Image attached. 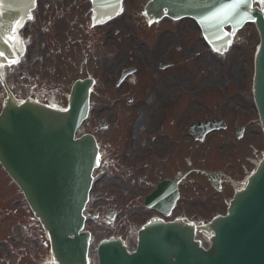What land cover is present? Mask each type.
Instances as JSON below:
<instances>
[{
    "label": "rangeland",
    "instance_id": "rangeland-1",
    "mask_svg": "<svg viewBox=\"0 0 264 264\" xmlns=\"http://www.w3.org/2000/svg\"><path fill=\"white\" fill-rule=\"evenodd\" d=\"M139 3L140 0H125L127 8L114 20L115 24L119 27L123 25L122 20L128 22L129 18L125 14L130 7ZM190 21L191 31L184 27ZM175 23L179 27L180 49L191 47V55L182 57L183 51L180 50L179 67L176 72L180 87L178 86V93L174 99L175 102H179L178 110L173 111V115L169 117L171 121L165 123L157 135L156 132L152 133L151 127L161 111L158 107L145 108L136 100L140 97L141 89L152 85L153 82L149 78L144 77L147 84L142 83L141 86L138 85L139 87H133L125 81L119 86H114L115 77L110 79L114 73L113 67L109 70L101 68L94 74L96 84L90 95L88 116L83 124V131L92 133L97 139L101 153L100 164L93 173L92 188L85 208V228L91 234L89 258L92 264H95V246L101 238L119 235L131 250L136 242V227H140L149 216L154 214L160 216L142 206L144 195L153 188L159 173L175 175L178 170L200 166L203 161L205 166L208 165L223 173L224 182L221 183V189L215 190L202 175L191 172V183L187 180L183 182L175 208L170 216L164 218H173L178 214L183 218H192L198 227L199 238L204 241L202 231L207 221L214 212L219 214L225 212L227 201L232 195L234 186L227 179L241 182L253 169L252 161L257 160L263 151L262 132L251 96L252 59L258 40L254 27L245 26L229 51L218 56L204 43L197 25L192 20L185 19ZM35 32L33 31V34ZM114 36L120 38L123 35L119 33ZM101 38L102 34L100 35L102 42ZM42 41L43 38L39 40L35 38L31 49L33 65L30 70H34L35 67L38 71V61L34 56L43 51L40 44ZM86 42L87 40L83 39L85 48ZM106 43L104 45L96 41V44L92 45V48L96 47V52L89 51L87 66H84L82 72L72 64H53V67L57 68L53 77L57 90L53 92L60 96L58 106H66L68 89L72 81L88 75L89 71L86 68L92 69L94 65V62H91L92 54H97L100 46L106 50L105 47L112 42ZM121 45L123 46V41ZM29 55L30 52L25 53L21 60L22 64L8 70H13L14 75H17L16 70L20 73L24 71L23 78L14 84L17 91L14 98L27 96L28 99L38 101L37 95H31L27 88L25 90L22 88L28 76L25 63ZM117 59L119 57L116 53L109 55L110 62ZM150 69L148 66L142 71L150 73L148 71ZM58 70H61L63 76ZM47 89L50 90L51 87ZM173 92L169 91V96L173 95ZM127 95L135 97L132 104H128ZM4 97V94L0 95V103ZM192 102L196 103L191 104ZM145 111L152 113L145 115ZM165 112L170 110L167 109ZM203 117L222 118L229 127L211 132L203 141L196 142L188 136L184 122L187 118L193 121ZM102 122L105 123L104 128L100 127ZM181 125H184L183 129ZM238 125L244 126V131L236 138L234 130ZM166 133L177 135L175 141L178 140L179 144L177 142L170 145L162 144L167 139L164 135ZM159 147L163 155L167 154L169 148V156H164L162 161L156 158ZM176 147L179 148L178 154L173 153ZM145 154H151L150 158L145 160ZM164 159L169 162L165 164ZM109 208L115 212L111 220L104 216ZM93 211L97 212L95 216L92 215ZM11 236L16 242H27L26 244H30L29 247L32 246L34 250L35 255L26 253L20 264H48L45 261L49 255V246L43 229L33 217L21 192L0 167V259L3 261L9 259L5 254ZM12 250L13 254L9 260L13 262L17 259V254L14 253V249ZM27 255L34 259L28 261Z\"/></svg>",
    "mask_w": 264,
    "mask_h": 264
},
{
    "label": "water",
    "instance_id": "water-1",
    "mask_svg": "<svg viewBox=\"0 0 264 264\" xmlns=\"http://www.w3.org/2000/svg\"><path fill=\"white\" fill-rule=\"evenodd\" d=\"M31 1L4 0L0 22L10 23L5 48L12 40V27L21 22ZM118 2L94 0L98 12L104 13L113 12ZM235 2L150 0L149 7L159 14L165 8L169 16L195 18L206 39L219 50L229 40L223 26L230 25L233 32L245 21L255 20L260 43L254 59L253 94L264 133V19L252 7V0L240 3L236 10L230 9L228 6ZM2 46L0 40L1 53L5 50ZM3 56L10 60L7 54ZM90 84L88 79L74 83L65 111L7 101L0 112V163L41 219L57 264H87L89 234L82 230V210L97 150L92 136L75 139L74 134L87 113ZM213 126V121L195 125L201 131L198 136ZM191 130L195 131L193 125ZM175 196L174 182H162L144 203L168 214ZM185 219L193 222L192 218ZM209 227L213 231L211 246L204 250L194 240V226L190 223L150 219L139 229L132 253H127L119 238L101 240L97 249L99 264H264V156L245 186L235 191L227 213L213 218Z\"/></svg>",
    "mask_w": 264,
    "mask_h": 264
},
{
    "label": "flooded vegetation",
    "instance_id": "flooded-vegetation-1",
    "mask_svg": "<svg viewBox=\"0 0 264 264\" xmlns=\"http://www.w3.org/2000/svg\"><path fill=\"white\" fill-rule=\"evenodd\" d=\"M51 10L52 16L49 18L50 21H42V13L45 11L50 12ZM86 10L88 12L89 7L88 5H85L84 0H38L36 10L23 29L22 35L25 38L26 35H29V33L33 32V30L41 33V35H45L50 53L53 52L51 46H57L58 52L61 53V56L57 57V59L66 61L67 57L64 58L62 56H65L68 50L72 52L75 51L76 45L84 35H89L92 38L97 35L96 31L92 29V23H86L84 25L83 17ZM57 25L59 26L60 32L54 33V27ZM67 32H69L70 35H66ZM63 33H65V36H63ZM138 34H140V32L135 29L133 31V35ZM51 35H53L54 38H50ZM150 39L151 41L148 43L147 41ZM128 40L130 42L126 43L127 46H125V48L131 50V53L133 54L135 51L144 50V57L140 59V62L146 67H154V69L148 71L157 73V81L154 86H147V89L151 92V96L144 99L143 101V104H146L147 106H156L158 103H160V101L150 99H153L154 96L160 92L169 90L174 91L179 86V78L176 77L178 67H175L173 62H167L171 69H166L167 71L164 74L162 73L165 70L159 69L160 65L164 62V58H162L164 55L168 56L171 54L172 56H176L179 54V27L171 26L170 28H161L158 37H129ZM69 41H72V44H69ZM28 43L30 49H32L34 46V38L30 36ZM146 51L150 52L149 59L145 57ZM187 53H191V47L188 48ZM42 58L47 63L51 61L50 57L46 55H43ZM134 62L139 64L138 59H134ZM135 71L137 72L136 69ZM35 73V70L30 72L33 82L36 80ZM153 75L154 74H149L148 72L143 73V71H139L137 74V83H146L144 77H147L151 80ZM162 144H164V142Z\"/></svg>",
    "mask_w": 264,
    "mask_h": 264
},
{
    "label": "snow or ice",
    "instance_id": "snow-or-ice-1",
    "mask_svg": "<svg viewBox=\"0 0 264 264\" xmlns=\"http://www.w3.org/2000/svg\"><path fill=\"white\" fill-rule=\"evenodd\" d=\"M3 2H4V0H0V5H2ZM32 2H33V4H35V0H32ZM244 2H246V0H236L235 3H233L232 5H229L228 7L232 10H236V9H238L239 4L244 3ZM0 14H2V11H0ZM0 56H3V53H0ZM12 63H16V61H12ZM0 66H2V65H0Z\"/></svg>",
    "mask_w": 264,
    "mask_h": 264
},
{
    "label": "bare ground",
    "instance_id": "bare-ground-1",
    "mask_svg": "<svg viewBox=\"0 0 264 264\" xmlns=\"http://www.w3.org/2000/svg\"><path fill=\"white\" fill-rule=\"evenodd\" d=\"M262 5L264 6V0H262ZM241 184L239 186L237 185V187H240ZM203 232L205 234L204 237H206L207 239H209L210 231L208 229H204ZM48 262H49V264H54L53 258H51V256L48 257ZM91 263L92 262L89 261V264H91Z\"/></svg>",
    "mask_w": 264,
    "mask_h": 264
}]
</instances>
